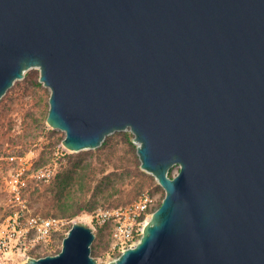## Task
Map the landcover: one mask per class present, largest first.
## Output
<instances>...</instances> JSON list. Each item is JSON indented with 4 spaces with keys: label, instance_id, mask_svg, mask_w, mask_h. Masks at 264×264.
Listing matches in <instances>:
<instances>
[{
    "label": "water",
    "instance_id": "95a60500",
    "mask_svg": "<svg viewBox=\"0 0 264 264\" xmlns=\"http://www.w3.org/2000/svg\"><path fill=\"white\" fill-rule=\"evenodd\" d=\"M31 68L67 149L130 130L166 191L108 264H264V0H0V100ZM95 238L21 264H97Z\"/></svg>",
    "mask_w": 264,
    "mask_h": 264
},
{
    "label": "rangeland",
    "instance_id": "374dc122",
    "mask_svg": "<svg viewBox=\"0 0 264 264\" xmlns=\"http://www.w3.org/2000/svg\"><path fill=\"white\" fill-rule=\"evenodd\" d=\"M50 96L51 89L40 81V70L31 68L0 100V143L5 156L0 161V218L16 210L54 215L69 221V230L75 222L93 228L87 215L98 207L126 206L144 193L154 196L159 207L166 191L152 173L142 169L134 134L117 131L95 149L71 151L63 145L65 131L47 122ZM178 171L175 166L170 175ZM86 172L87 181L82 182L80 175ZM17 173L19 196L14 186ZM66 173L76 181L62 193L57 182ZM79 197L94 208L76 217L64 215L62 202ZM93 230L92 256L97 264H108L117 253L112 226H94ZM66 235L55 236L52 254L61 251Z\"/></svg>",
    "mask_w": 264,
    "mask_h": 264
},
{
    "label": "built area",
    "instance_id": "2783aa9c",
    "mask_svg": "<svg viewBox=\"0 0 264 264\" xmlns=\"http://www.w3.org/2000/svg\"><path fill=\"white\" fill-rule=\"evenodd\" d=\"M5 158L0 143V161ZM20 173L14 175V186L19 196ZM158 208L156 198L142 194L126 206L108 208L100 206L88 214L94 226L111 225L113 249L119 256L126 248L135 246L144 226ZM69 221L54 215L16 210L0 218V264H20L31 256L52 254L55 236L68 234ZM114 256V257H116Z\"/></svg>",
    "mask_w": 264,
    "mask_h": 264
},
{
    "label": "trees",
    "instance_id": "16d2710c",
    "mask_svg": "<svg viewBox=\"0 0 264 264\" xmlns=\"http://www.w3.org/2000/svg\"><path fill=\"white\" fill-rule=\"evenodd\" d=\"M106 141L107 140H105L103 144H105ZM87 178H88V172L80 175V179L82 182L87 181ZM75 179H76L75 176L70 173L63 174L62 179H60L59 182H57L58 185L61 187L62 190L61 192L63 193L68 185L72 184L73 181H76ZM93 208L94 206H92L88 200L82 197H79L78 199L76 198H72L71 200L68 199L67 201L62 202V204L60 205V209L62 213L70 217H76L84 212H89Z\"/></svg>",
    "mask_w": 264,
    "mask_h": 264
}]
</instances>
